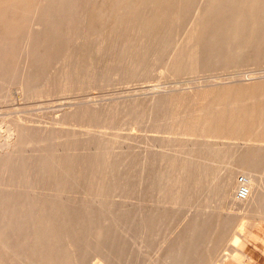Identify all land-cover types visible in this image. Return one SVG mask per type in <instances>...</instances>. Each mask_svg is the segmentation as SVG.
Returning a JSON list of instances; mask_svg holds the SVG:
<instances>
[{
  "label": "bare ground",
  "instance_id": "1",
  "mask_svg": "<svg viewBox=\"0 0 264 264\" xmlns=\"http://www.w3.org/2000/svg\"><path fill=\"white\" fill-rule=\"evenodd\" d=\"M3 1L0 6L5 9L13 2ZM28 1L20 2L16 14L21 20L16 44L5 35L18 24L0 28V85L14 73L12 54L22 52L25 66L21 72L17 70L20 82L37 98L92 78L88 74L93 70L87 69L95 63L90 62L93 56L84 43L88 38L95 37L94 51L103 52L106 65L118 58L116 51L132 59L155 51L186 2L112 0L109 7L100 9L96 0ZM85 52L90 54L87 62ZM261 54L264 0H206L174 59L175 66L185 67L202 60ZM54 63L58 64L57 72H50ZM48 65L50 69L45 70ZM217 91L198 94L193 105H184L178 98L156 104L164 108L156 119L164 125L158 133H166L168 139L179 135L183 145L205 151L197 162L144 151L141 206L136 218L127 211L94 204L106 193L126 186L124 176L118 180L109 173L106 166L114 157L101 141L84 142L76 136L62 139L58 133L38 136L39 129L18 119L1 123L0 264H86L84 258L90 252L99 253L105 264H132L134 250L125 234L131 228L136 233L129 238H137L143 252H152L150 264H207L216 258V250L226 239L240 250L244 248L243 239L235 230L230 231L229 221L220 216L221 209L211 204L220 198L240 209L243 226L264 220V176L256 174L264 171V145L259 143L264 132V81ZM107 109L86 107L76 114L89 120H107L115 112L112 107ZM260 125L258 138L246 137ZM224 138L243 142L234 144L222 141ZM34 141L33 151L24 153L23 148ZM230 152V168L213 180L217 168L209 163L228 157ZM240 188L245 189L242 195ZM78 193L89 197L85 204L77 199L62 200ZM195 198L199 203L191 215L183 217L171 232L172 214ZM220 251L224 252L220 264L240 259L239 253H230L227 247Z\"/></svg>",
  "mask_w": 264,
  "mask_h": 264
},
{
  "label": "rangeland",
  "instance_id": "2",
  "mask_svg": "<svg viewBox=\"0 0 264 264\" xmlns=\"http://www.w3.org/2000/svg\"><path fill=\"white\" fill-rule=\"evenodd\" d=\"M12 1V5H7V9L0 6V28L6 24H18L5 35V38L16 44L17 38H19V24H21L18 13L22 0ZM35 1L29 0L28 4ZM107 1L96 0L95 5L99 4L100 9L103 7L105 9L106 6L109 7L112 4V0ZM205 1L186 0L183 4L182 14L170 26L159 47L139 59H132L128 54L116 51L118 58L106 65L103 52L94 51L97 43L95 37H91V41L89 38L86 39L84 43L87 45H84L91 51H89L91 55L86 52L83 53L84 60L85 62L89 61L90 55L93 56L90 62L96 64L87 69L88 71L93 70V74H88L92 78H89V81L86 78L84 82L75 83L65 89L54 88L55 90L43 97H33L22 87L20 74L17 70L21 72L24 69V57L22 52L15 51L10 58L14 73L5 83L0 85V124L18 119L28 127L39 129L38 136L58 133L62 139L76 136L80 141L84 139V142L101 141V144L106 146L114 157V161L106 166L109 173L116 176L118 180L124 176L126 186L106 193L94 204L105 205L112 211H127L136 218L141 206L140 177L141 159L144 151L149 154L152 153L151 155L153 153L176 155L178 158L191 159L193 162L202 160L205 151V148L194 150L191 144L183 145L178 140L179 135H172L171 139H168L166 133H158V129L164 130V125L161 122L157 123L156 119L164 113V108L159 109L156 104L162 103V101L163 104H166L179 99L182 104L185 101L184 105L186 103L193 105L195 104V97L204 91H217L218 88V91L222 92L225 88H235L264 81V54L255 55V57H231L225 60H202L200 63L190 66H175V54L184 44V40L196 22ZM76 43L79 41L76 40ZM49 66H46L45 70L51 67L50 72H57V63ZM108 106L115 109V112L107 120H89L76 114L86 107H90V109L99 108V110L104 111L108 110ZM261 129V125L255 126L246 134V137L249 139L258 138L257 134ZM158 139L160 140L158 141ZM260 139L261 142L259 143L264 145V132ZM211 140L215 139L212 138ZM151 141L154 143L152 147L149 145L152 143ZM222 141H230L234 144L243 142L240 139L228 138H224ZM29 144L23 148L26 154L33 151L37 142L34 141ZM231 155L232 153L224 159L209 163L210 167L216 166L217 168V174L213 176V180L220 179L230 168ZM260 173L264 176L262 169L256 174L259 175ZM238 176L241 177L242 175L239 173ZM238 190L239 187L234 190L236 197ZM73 199L79 200L81 204L87 202L89 197L82 193L62 197L64 201H73ZM198 203L199 198H195L190 203V207L187 206L172 214L169 219L171 232L176 230L175 224L183 217L191 215L192 208ZM211 206H218L221 209L220 216L229 221L228 229L232 232L235 230L234 232L245 242L243 250L233 245L228 239L222 243L220 250L227 247L228 252L240 254L238 261H226L224 264H264V243L262 242L264 239V220L258 219L243 226L244 213L240 209L233 208L228 201H222L218 198L212 202ZM135 233V228H131L125 233L126 238H128L127 241L129 240V247L134 250L130 260L132 264H150L149 259L152 252L149 254L143 252L137 238L134 240L129 238ZM158 246L160 244L156 247ZM220 250H216V258L211 259L207 264H220L219 259L224 256V252L222 253ZM219 254L220 256L217 257ZM84 261L86 264H105L100 254L95 252L87 254Z\"/></svg>",
  "mask_w": 264,
  "mask_h": 264
},
{
  "label": "built area",
  "instance_id": "3",
  "mask_svg": "<svg viewBox=\"0 0 264 264\" xmlns=\"http://www.w3.org/2000/svg\"><path fill=\"white\" fill-rule=\"evenodd\" d=\"M240 189H241L240 194L242 195L245 192V189L243 188H240Z\"/></svg>",
  "mask_w": 264,
  "mask_h": 264
}]
</instances>
